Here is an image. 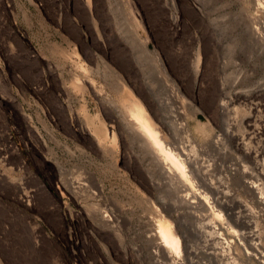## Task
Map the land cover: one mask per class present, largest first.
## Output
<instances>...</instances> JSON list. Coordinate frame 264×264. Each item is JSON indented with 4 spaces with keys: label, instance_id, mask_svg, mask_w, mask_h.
Here are the masks:
<instances>
[{
    "label": "rangeland",
    "instance_id": "rangeland-1",
    "mask_svg": "<svg viewBox=\"0 0 264 264\" xmlns=\"http://www.w3.org/2000/svg\"><path fill=\"white\" fill-rule=\"evenodd\" d=\"M93 1L90 0L93 6L101 7L99 0V3ZM114 1L120 3V0ZM138 1L142 2L147 22L141 33L149 38L150 49H165L171 56L178 53L175 55L179 57L170 66L177 77L183 76L187 90L192 85L185 68L193 62L191 56L196 49L203 45L206 48L204 74L196 89L199 105L213 115V102L218 89L222 88L227 98L240 97L233 106L239 115L253 114L241 132L250 134L254 129L264 128V53L255 44L259 36L264 37V17H258L259 21L255 19L254 23L246 16L254 12L253 7H264V0H258L259 4L256 0H177L179 19L174 25L173 19L178 13L172 7V0ZM192 1L195 6H192ZM84 9V0H0V264H116L126 255V259L129 257L134 264L137 261L159 264L146 244L148 229L153 223L150 212L155 193L147 194L128 174L124 164L128 166L130 145L124 143L126 160L120 161L119 158L115 168L113 159L92 154L94 151L87 149L86 134L81 131L82 121L86 120L82 106H86L88 116H91L88 120L93 121L90 127L100 134L95 115H99L107 127L110 126L101 103L88 91L74 89V98L62 96L60 89L55 91L46 64H68V59L58 49L55 50L53 44L59 43L61 36L71 35L70 21H76L81 40L86 38L80 40V47H77L79 58L89 60L92 53L107 54L112 63L114 59L125 61L129 58L128 64H133L130 65L138 72L137 77L143 76L154 97H158L155 98L158 104L162 99L163 110L171 115L178 117L188 112L190 100L180 102L164 96L165 90L161 86L164 82L159 78L155 64L144 58L138 62L134 55L119 51L115 47L119 35L110 33L114 23L105 28L97 27L102 35L96 34ZM192 13L199 14L197 19H192ZM35 56L39 57L37 64L33 60ZM66 80L70 79L66 77ZM108 90L113 95V91ZM52 93L57 94L65 113L57 109L59 104L56 106L54 103L53 97H56ZM198 118L201 124L209 126L210 138L207 145L203 140L195 139L199 142L196 149L206 153L205 157H217L222 176L229 178L236 192L252 205L251 210L257 213L256 230L264 253V181L259 177L256 179L250 165L238 160V156L232 154L225 144L219 150L211 149L210 141L220 134L219 127L210 126L201 114ZM117 145L113 147L115 151L112 150L114 157L116 149L124 155L120 143ZM258 146L264 148V135L260 136ZM263 148L258 159L260 163L264 161ZM59 166L63 168L60 173ZM83 168L93 173L95 183L103 187L104 198L91 185L87 186L88 196H84L83 201H71V198L60 196L58 188L65 174L84 176ZM42 183L48 190L47 194L40 191ZM20 198L23 203L19 202ZM96 203L110 212L125 215L126 222L121 229L124 250L112 244L113 240L108 236L104 240L103 234L83 217L82 204ZM66 204L71 213L64 207ZM101 244L110 251L112 262L111 257L107 259ZM239 253V258L230 264H260L258 260L246 259L242 250Z\"/></svg>",
    "mask_w": 264,
    "mask_h": 264
},
{
    "label": "bare ground",
    "instance_id": "bare-ground-1",
    "mask_svg": "<svg viewBox=\"0 0 264 264\" xmlns=\"http://www.w3.org/2000/svg\"><path fill=\"white\" fill-rule=\"evenodd\" d=\"M99 1L101 7L97 8L95 7L96 4L93 3V6L90 3V0H84V12L88 20L93 23L95 33L102 35L97 27L105 28L114 23L113 28L110 26L112 28L110 33L117 32L119 35L115 47L119 51L134 55L138 62L144 58L147 59L146 61L150 60L154 63L159 78L164 82L161 84L165 90L164 96L180 100V102L190 100L188 112H183L178 117L174 114L171 115V113L163 110L162 99H159L158 104L156 101L158 97H154L153 91L145 83L143 76L137 77L138 72H135L133 64H128L129 56L127 61L121 58L120 61L114 59L113 63L110 61L111 59L107 58V54L92 53L89 60L86 61H84L86 58H79L77 47H80V42L86 38L81 40L76 21H70L69 31L71 35L61 36V41L53 44L55 50L58 49L68 59V64L65 66L46 64L55 91L58 92L60 89L59 93L62 96L67 99L74 98L76 95L74 89L80 92L88 91L96 101L101 103L108 119L106 121L110 123V126L107 127L99 115H95L97 125L101 128V133L98 130L100 134H97V131L95 133L90 127V123L93 125V121L88 120L91 119V116H88L86 106H82V112L87 121H82L81 131L84 132L82 134H86L84 137L87 140L88 147H86L94 151L92 154L107 160L113 159V167L115 168L119 158L120 161L126 160L123 149L124 143L127 142L130 145L128 148L130 151L128 153V166L126 162L124 164L128 174L147 194L155 193L150 212L153 223L149 224L146 236V244L149 245L148 249L155 258V262L159 264H230L231 261L239 258V252L242 250L246 259H255L260 264H264V253L261 250L262 242L258 230H256L258 226L255 223L257 213L252 211V205L236 192L231 180L222 176L217 157L215 159L205 157L204 154L206 153L197 151L196 145L199 142L195 141V139L203 140L204 144L207 145L210 138L209 126L199 122L198 116L201 114L206 117L210 126L219 127L220 134L216 135L213 140L211 139L210 148L219 150L225 144L232 154L238 156V160L245 161L250 165L251 172L254 173L256 179L259 177L264 181V161L263 163L258 161L260 150L263 148L258 146V140L260 136L264 135V128L254 129L250 134L241 132L240 129L251 121L253 114L250 112L239 115L233 106L240 97L227 98L222 93V88L218 89L217 97L213 102V115H209L210 113L206 112L207 109L204 110L199 105L196 89L203 78L204 57L206 56V48L203 47L202 43V49L199 47L194 51L191 56L193 62L185 68L192 85L191 89L187 90L182 80L183 76H178L180 81L170 66L179 57V55H175L178 53L172 52L174 55L171 56V53L165 49L163 51L158 47L150 49L149 38L144 37L141 33L147 26L145 13L141 7L142 2L120 0V3L117 4L114 0ZM257 1L255 2L259 4ZM192 6H195L193 1ZM172 7L176 14L178 13L173 19L172 24L174 25L178 23L179 19L177 0H172ZM190 9H194V7ZM253 9V13L246 14L249 17L248 20L254 22L258 17H264L263 6H256ZM198 15L193 14L191 17L195 20ZM114 28H116L115 31ZM251 32L253 35V31ZM256 34L260 33L257 32ZM255 44L258 45L257 47H261L264 53V37L259 36ZM60 52L57 53L60 54ZM172 57L175 58L172 59ZM33 60L35 64L39 63L38 56H35ZM66 77L70 80H66ZM96 79L101 81L97 82ZM108 89L113 91V95L109 93ZM52 92L54 93V91ZM53 96L56 97L55 99L53 97V100L57 106L61 101H59L57 94H53ZM62 108L63 105L57 106L59 111L65 113ZM67 109L71 110L69 106ZM191 123L195 125L193 131L191 129L193 124ZM118 143H120L124 155H120L116 149V156L114 157L112 150L115 151L113 147H117ZM67 150L68 148H66ZM80 152L84 154L83 149H80ZM62 170L63 168L59 166V173ZM83 174L84 176L79 175L78 177L69 175L67 172L58 188L60 196L71 198V201L72 199L83 201L84 196H88L87 186L91 185L94 191L104 198L103 187L97 182L95 183L96 178L93 173L85 170ZM40 191L44 194L48 193L43 183ZM89 195L91 194L89 193ZM18 200L23 203L22 198ZM26 202L28 203V201ZM64 207L71 213L68 204ZM81 209L85 220L90 221L93 227L100 234H103L104 240L109 237L113 240L111 241L112 244L115 243L117 248L124 250V237L122 238L121 231L126 218L122 212H114L113 210L110 212L111 210L102 208L100 203L82 204ZM259 241L261 243H258ZM102 247L107 259H110V251L106 246L102 245ZM126 256H121L123 261H118L116 264L135 263L129 257H127L129 260L126 259ZM136 264L141 263L137 261Z\"/></svg>",
    "mask_w": 264,
    "mask_h": 264
}]
</instances>
